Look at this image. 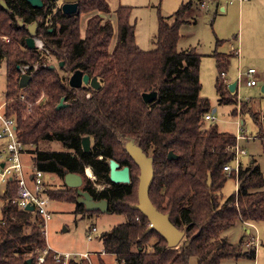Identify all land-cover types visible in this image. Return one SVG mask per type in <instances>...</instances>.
Masks as SVG:
<instances>
[{
    "label": "trees",
    "instance_id": "obj_1",
    "mask_svg": "<svg viewBox=\"0 0 264 264\" xmlns=\"http://www.w3.org/2000/svg\"><path fill=\"white\" fill-rule=\"evenodd\" d=\"M52 1L43 0L44 6L39 8L26 0H0V36L10 39L0 42V63L6 64L5 112L16 118L19 139L35 144L34 167L62 179L61 186L47 185V195L53 201L77 204L78 213L100 214L87 212L78 203L82 190L95 201L106 200L107 214L123 215L124 223L101 236L103 253L115 256L116 264H189L191 257H197L198 264H221L238 257V247L222 233L240 222L264 221V172L252 159L240 169L237 191L221 198L225 184L234 178L224 166L234 159L236 136L221 132L205 119L213 109L200 95L202 55L194 49H178L185 16L199 0L182 4L172 15L173 22L160 16L152 39L155 47L148 51L136 44L130 6L121 5L111 14L109 0H78V12L71 15L64 14L61 7L48 13L54 7ZM84 15L88 20L82 35ZM33 24H37L34 35L29 31ZM115 35V47L110 51ZM31 36L41 39L45 49L28 48L26 40ZM214 56L220 74L216 83L220 103L234 105L236 99L222 79L226 57ZM50 58L64 62L63 70L68 73L81 70L96 77L101 88H88L90 97L83 89H70L50 68ZM23 67H28L24 73L31 77L24 89L19 85ZM150 92L157 96L146 103L143 94ZM62 99L66 105L57 109ZM243 106V114H251L262 138L261 117L248 102ZM84 137L91 139L89 151L83 148ZM131 140L153 158L152 203L185 232L176 247H169L156 231H147L148 219L133 208L138 202L140 174L125 149ZM52 141L60 142L64 151L40 150L42 144ZM170 152L177 158L170 160ZM111 160L129 167V183L111 181ZM89 166L94 170L93 180L84 172ZM67 173L81 175L83 185L67 186ZM57 254L48 247L46 226L38 214L19 210L11 202L4 205L0 264H63ZM246 255L256 258L255 249ZM81 263L77 258L69 261ZM83 263L90 264L88 260ZM99 264L107 263L100 258Z\"/></svg>",
    "mask_w": 264,
    "mask_h": 264
},
{
    "label": "rangeland",
    "instance_id": "obj_2",
    "mask_svg": "<svg viewBox=\"0 0 264 264\" xmlns=\"http://www.w3.org/2000/svg\"><path fill=\"white\" fill-rule=\"evenodd\" d=\"M190 0H109L111 14L117 7L128 5L131 7V23L136 26V44L142 50L148 51L155 47L152 39L157 33L160 16L173 22L172 15L179 7ZM239 0H215L210 11L199 12L198 2L190 10L180 28L181 38L178 42L179 50L194 49L202 55L200 63V80L202 84L201 97L210 101L212 113L221 132H228L235 136L242 135L240 146L247 155L241 156L240 161L243 168L250 165L252 159L256 160L258 166L264 172V146L261 140H247V137L257 136L259 126H257L251 114H243L244 101L258 112V116L264 114V0H258L255 9H260L253 19L248 15L245 6L239 7ZM220 3L227 11L222 12L216 9L215 4ZM59 5L54 4L53 9ZM244 9V10H243ZM109 17V16H108ZM110 18V17H109ZM49 19V17H48ZM114 22L116 18L112 16ZM88 16L81 19V32L85 33ZM115 38V37H114ZM113 38L110 51L115 47ZM0 36V42L3 43ZM38 39V38H37ZM223 41L217 44V40ZM39 49L44 50V42L39 39ZM235 49V50H234ZM238 53H231V51ZM215 53L224 54L226 57V77L222 78L228 85L236 82V90L230 92L235 100V104L225 105L220 103L217 93L216 83L219 77L217 59ZM53 65L56 63L50 58ZM255 69L258 83L256 86L247 85L249 69ZM24 89V88H22ZM6 98V64L0 63V112H4ZM247 109V107L245 108ZM233 112L236 115H233ZM240 114V116H239ZM40 150H50L53 152L64 151L62 144L52 141L50 144H42ZM36 153V152H35ZM88 172V173H87ZM92 172V173H91ZM87 177L94 179L93 171L86 170ZM137 174V172H135ZM139 174V171H138ZM54 178L52 180L51 178ZM139 177V175H138ZM45 178L48 186H58L62 184V179L57 175L46 173ZM238 184L234 178H230L220 192L221 198L225 200L237 191ZM135 201V200H134ZM137 203V200H136ZM52 218L46 224V240L48 247L63 253L64 255L82 256L90 253V264H99L102 258L107 264H116L113 255L102 253L104 251L101 236L105 231L122 224L126 221L123 215L117 214H82L77 212V204L54 201L49 207ZM0 213V219H1ZM251 223H247L249 225ZM95 226L96 232L91 228ZM250 230L248 232L247 230ZM91 234V240L88 235ZM230 243L238 247V257L223 261L221 264H264V221L243 225L241 222L222 233ZM241 240L243 243H241ZM250 241V244L247 243ZM254 250L256 258L246 255ZM189 264H198L197 257H191Z\"/></svg>",
    "mask_w": 264,
    "mask_h": 264
},
{
    "label": "built area",
    "instance_id": "obj_3",
    "mask_svg": "<svg viewBox=\"0 0 264 264\" xmlns=\"http://www.w3.org/2000/svg\"><path fill=\"white\" fill-rule=\"evenodd\" d=\"M215 0H202L200 7L206 9L209 3ZM247 1V0H241ZM4 42L10 41L9 37L3 36ZM235 50V49H234ZM238 53V50L236 51ZM28 67L20 68L24 73ZM248 76L247 85L256 86L258 83L257 73L255 69H249L246 73ZM226 77V72L223 73ZM25 99V95L21 96ZM240 116V114H239ZM208 121H216L214 115L208 114L205 116ZM264 131V114L261 117ZM17 128V120L14 116H7L5 110L0 112V213L2 215L3 207L7 203H13L19 210H27L28 206H32L36 214L44 221L45 226L52 215L48 207L52 203V199L47 195L48 181L45 178V173L34 167L33 159L35 157L36 146L34 143L23 142L19 139ZM247 140H261L264 146V136L259 135L247 137ZM244 139L242 135L236 136V144L232 149L234 159L231 164L224 166V171L228 176H233L239 181V173L241 169V156L247 155L246 151L240 146V140ZM238 189V188H237ZM92 232H96L97 228L93 226ZM92 235H88L91 240ZM248 245L250 242L247 243ZM47 251H45V254ZM90 253L82 256L70 254H57L56 258H63V264H69L71 258H77L78 261L84 264V260H90ZM43 257L39 258L40 263ZM90 262V261H89Z\"/></svg>",
    "mask_w": 264,
    "mask_h": 264
},
{
    "label": "water",
    "instance_id": "obj_4",
    "mask_svg": "<svg viewBox=\"0 0 264 264\" xmlns=\"http://www.w3.org/2000/svg\"><path fill=\"white\" fill-rule=\"evenodd\" d=\"M33 7H43V0H26ZM62 10L64 14H75L78 11V3L77 0H65L62 5ZM37 28V24H33L29 27V31L31 34H35ZM37 39L34 36L28 37L26 40V44L28 48L35 49L39 47ZM51 69H54V66H50ZM83 74L81 71H76L71 79L70 85L73 87H80L82 84ZM30 75L23 73L19 85L21 88H26L30 81ZM84 81L88 83L89 77L84 76ZM91 84L95 88H99V84L96 78L92 79ZM237 83H231L229 85V90L234 92L236 90ZM264 91V87L262 88ZM157 96L156 92H150L143 94V99L146 103L154 100ZM66 103L64 99L61 100L57 109L65 106ZM214 109L212 113H215ZM82 145L85 151H89L91 149V140L90 137H85L82 140ZM126 151L130 155L131 159L135 162V164L140 169L139 175V186H138V203L133 206L135 210H138L141 214H143L149 221V228L147 231L154 230L159 233L166 241L169 247H176L180 244L183 237L185 236L184 231H180L170 220L169 214L161 213L152 203L150 198V189L154 181V165L153 158L148 156L142 148L136 145L133 141H130L126 145ZM168 158L170 160L176 159L177 156L172 152L169 153ZM110 179L113 183H129L130 182V173L129 168L125 167L123 169L119 168V165L115 161L110 162ZM65 184L71 188H80L83 185V177L79 174L67 173L64 178ZM78 203L83 204L87 212H95L100 211L103 214L108 212V202L106 200L95 201L92 196L83 192L82 190L78 191ZM27 210L32 211L33 207L28 206ZM31 264V261H29Z\"/></svg>",
    "mask_w": 264,
    "mask_h": 264
},
{
    "label": "flooded vegetation",
    "instance_id": "obj_5",
    "mask_svg": "<svg viewBox=\"0 0 264 264\" xmlns=\"http://www.w3.org/2000/svg\"><path fill=\"white\" fill-rule=\"evenodd\" d=\"M64 1L65 0H53L52 1V3L53 4H58L59 6L58 7H61V11L63 12V10H62V5H63V3H64ZM77 3H78V0H77ZM59 9H48V13H54V12H57ZM78 12V11H77ZM76 12V13H77ZM75 13V14H76ZM71 15H73V14H71ZM60 29V27L58 26V30ZM37 48H39V47H37ZM53 61L56 63V65H52V66H54L55 68H54V70H56V73L57 74H59L60 75V77H62V78H64L65 79V83L68 85V87H70V89H83V90H85L87 93H88V97H90L91 96V94H90V91H89V89L88 88H90V89H93V90H99L100 88H101V85H100V82L98 81V79L96 78V80H97V82H98V84H99V88H95V87H93L92 86V84H91V81H92V79H94V78H92V77H90L88 74H86V73H84L83 71H81V70H75L74 72H71V73H68V72H66V70L64 71L63 70V68H64V62H59V61H57L56 59H53ZM76 71H81L82 72V74H83V78H84V76H88L89 77V81H88V83H86L85 81H84V79L82 78V84H81V86L80 87H73V86H71L70 85V79H71V77H72V75L76 72ZM65 101V100H64ZM85 138V137H84ZM83 140V139H82ZM91 140V139H90ZM131 141H133V140H131ZM130 142V141H129ZM134 142V141H133ZM127 145V144H126ZM125 148H126V146H125ZM128 153V152H127ZM128 156L130 157V155L128 154ZM148 156H150V155H148ZM150 157H152V156H150ZM131 158V157H130ZM111 161H114V160H111ZM110 161V162H111ZM116 162V161H115ZM118 165H119V168L120 169H123V168H125V167H127V166H121L118 162H116ZM110 164V163H109ZM134 164H135V162H134ZM136 165V164H135ZM137 166V165H136ZM90 169V170H92L93 171V174H94V170H93V168L92 167H86L85 168V170H84V172H85V174H86V176H87V173H86V170L87 169ZM129 168V167H128ZM137 168L139 169V167L137 166ZM110 171H111V169H110ZM129 173H130V169H129ZM139 174H140V169H139ZM94 179H95V176H94ZM125 184V183H124ZM139 186V185H138ZM98 187H102V188H104L103 186H98ZM137 194H138V191H137ZM138 203V202H137ZM85 207V206H84Z\"/></svg>",
    "mask_w": 264,
    "mask_h": 264
},
{
    "label": "crops",
    "instance_id": "obj_6",
    "mask_svg": "<svg viewBox=\"0 0 264 264\" xmlns=\"http://www.w3.org/2000/svg\"><path fill=\"white\" fill-rule=\"evenodd\" d=\"M201 1L202 0H199V2H198V11L200 12H206V11H210V9L212 8V7H209V5H213L214 3H215V1H213V2H211V3H209V5H208V7L206 8V9H202L201 7H200V3H201ZM238 4H239V7L240 8H242V6H245L247 9H248V15H249V17L251 18V19H253L252 17H254V15L260 10V9H255L256 7H257V5H258V0H247V1H241V0H239L238 1ZM126 6H128V5H126ZM215 7H216V9H221V11L222 12H225V11H227V8L226 7H224V6H221L220 7V3H217V4H215L214 5ZM244 10V9H243ZM186 17V16H185ZM115 38V43H116V39H117V35H115L114 36ZM219 40V39H218ZM217 40V41H218ZM236 53V51H231V53ZM237 54V53H236ZM33 163H34V161H33ZM242 166V165H241ZM52 180H54V178L52 177L51 178ZM52 202H54L53 200H52ZM243 225H245V226H249V225H251V224H253V223H251V224H249V225H246L247 223H242ZM248 232H250V230L248 229L247 230ZM250 242V241H249ZM53 250V249H52ZM57 252V251H56ZM104 252V251H103ZM102 252V253H103ZM57 253H59V252H57ZM257 253V252H256ZM59 254H63V253H59ZM64 255V254H63ZM89 261H91V259L89 260Z\"/></svg>",
    "mask_w": 264,
    "mask_h": 264
},
{
    "label": "bare ground",
    "instance_id": "obj_7",
    "mask_svg": "<svg viewBox=\"0 0 264 264\" xmlns=\"http://www.w3.org/2000/svg\"><path fill=\"white\" fill-rule=\"evenodd\" d=\"M39 44H41V42H39ZM88 173V172H87ZM92 173V172H91Z\"/></svg>",
    "mask_w": 264,
    "mask_h": 264
}]
</instances>
